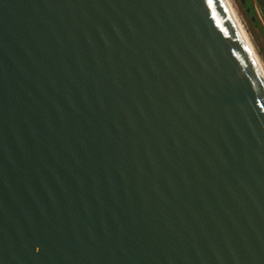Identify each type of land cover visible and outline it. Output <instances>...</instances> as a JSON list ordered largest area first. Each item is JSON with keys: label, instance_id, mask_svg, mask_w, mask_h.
I'll return each mask as SVG.
<instances>
[{"label": "water", "instance_id": "95a60500", "mask_svg": "<svg viewBox=\"0 0 264 264\" xmlns=\"http://www.w3.org/2000/svg\"><path fill=\"white\" fill-rule=\"evenodd\" d=\"M247 37L226 0H0V264H264Z\"/></svg>", "mask_w": 264, "mask_h": 264}, {"label": "rangeland", "instance_id": "374dc122", "mask_svg": "<svg viewBox=\"0 0 264 264\" xmlns=\"http://www.w3.org/2000/svg\"><path fill=\"white\" fill-rule=\"evenodd\" d=\"M235 11L237 12L240 21L243 24L244 30L248 36V39L250 40L251 44L254 47L255 52L257 53L260 61L264 65V34H261L260 32L264 33V24L261 23L260 20H258L259 25L258 26H251L250 20L248 16L245 14L246 5H242V3L239 0H230ZM244 2V0H242ZM252 16L253 20L258 19L255 15L250 14V17ZM262 26V27H261ZM252 31V32H251Z\"/></svg>", "mask_w": 264, "mask_h": 264}, {"label": "trees", "instance_id": "16d2710c", "mask_svg": "<svg viewBox=\"0 0 264 264\" xmlns=\"http://www.w3.org/2000/svg\"><path fill=\"white\" fill-rule=\"evenodd\" d=\"M239 1L242 3V5H246L245 14L248 16L250 23H251V26H253V27L258 26L259 25L258 19L253 20L252 16L250 17V14H252V13L255 16L257 15L256 11H255V7H254V0H244V2L242 0H239ZM258 2L264 8V0H258ZM260 33L264 34L263 32H260Z\"/></svg>", "mask_w": 264, "mask_h": 264}, {"label": "bare ground", "instance_id": "6f19581e", "mask_svg": "<svg viewBox=\"0 0 264 264\" xmlns=\"http://www.w3.org/2000/svg\"><path fill=\"white\" fill-rule=\"evenodd\" d=\"M226 1H227L228 5L230 6L232 12L234 13V15H235V17L237 18V20H238V22H239V24H240L242 30L244 31V33H245V35H246V37H247V34H248V33L245 32L244 27H243V24H242V22L240 21L239 16H238L237 12L235 11V9H234V7H233L231 1H230V0H226ZM247 38H248V37H247ZM248 40H249V39H248ZM249 42H250V40H249ZM250 44H251V42H250ZM251 46H252V48H253V50H254V47H253L252 44H251ZM254 52H255V50H254ZM255 54H256V56H257V58H258L260 64L262 65V68H263V70H264V65H263L262 62L260 61V59H259V57H258V55H257L256 52H255Z\"/></svg>", "mask_w": 264, "mask_h": 264}, {"label": "crops", "instance_id": "0c3cea01", "mask_svg": "<svg viewBox=\"0 0 264 264\" xmlns=\"http://www.w3.org/2000/svg\"><path fill=\"white\" fill-rule=\"evenodd\" d=\"M254 7H255V11H256V16L258 18V20H260V22L264 24V8L260 5V3L258 2V0H254Z\"/></svg>", "mask_w": 264, "mask_h": 264}]
</instances>
